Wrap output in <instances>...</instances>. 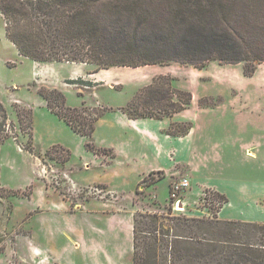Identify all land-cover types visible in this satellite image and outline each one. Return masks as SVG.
<instances>
[{
    "label": "rangeland",
    "instance_id": "rangeland-1",
    "mask_svg": "<svg viewBox=\"0 0 264 264\" xmlns=\"http://www.w3.org/2000/svg\"><path fill=\"white\" fill-rule=\"evenodd\" d=\"M4 27L5 21L0 16V103L6 113L5 119L0 113V264H33V256H31L33 249L31 246L37 247L39 230L42 231L43 226H50L51 230L54 228V223L62 228H65L66 224L78 227L82 221L79 218L82 214L77 209L93 203H115L118 198L122 199L121 201L125 204L127 211L132 206L133 209H136L134 214L157 213L167 217L165 222L173 217H185L264 223V194L253 195L254 192L259 191L264 193V172L258 171L262 167L260 161L241 160L242 156L237 154L230 157V159L228 158V163H224L227 164V167L231 166L229 170L221 172L214 168L213 183L224 188L227 193L209 185L208 182L207 184L200 183L201 190L192 193L189 180L191 175L188 173V169L181 165L168 174L164 171L152 172L150 175L145 176L147 177L146 183L140 184L143 177L133 187V174L125 177L128 178L125 181H119V179L103 175L101 166H94L93 164L87 170L81 168L80 156H82L81 152L83 151L81 143L76 139L68 138L65 126L58 124L57 116L49 113L45 106L41 108L37 105V102H41L42 98L36 93V89L39 87L60 91L63 89L68 93L63 92L68 101L76 103L77 96L84 95L83 91L77 89L92 92L97 91L103 85V87L110 89L112 85V88L119 92L127 90L125 92L126 96L128 92H132L128 103L137 95L130 107H126L128 103L124 106L129 111L130 116L150 114L166 119L171 118L176 113L172 116H164V113H166L164 105H175L184 101L185 94L180 95L178 91L189 93L192 100L189 86L197 82L195 69H205L207 67L208 76L201 79L203 82L210 83L214 79L222 81L226 77V80L233 81L236 84L242 82L241 80L244 78L238 77L237 73L231 71V69L242 67L243 71L245 66L253 65L251 61L225 63L207 60L203 67L198 68L193 64L182 63L181 61H171L164 65H142L139 62L140 60H136V56L133 54L131 58H124L122 61L127 65L133 64L134 66L98 68L91 63H82L89 65V72L97 74L86 78L87 81L81 78L64 80L67 86L71 85L73 87V89H70L61 83V78L70 72L67 67L52 66L41 74H34L33 72L36 71L32 69L30 61L21 62L23 58L19 59L15 47L13 48L10 45L11 42L6 39ZM237 30L242 31L241 29ZM147 45H150V43L148 42ZM245 45L242 44V49L244 55H247L246 53L252 51L253 48ZM215 46L219 47L217 45L203 47L204 55L208 51V53L215 56ZM229 52L231 54H225L227 57L232 55V52ZM114 61L117 62L118 59ZM256 64L259 63H254L255 70H257H254L256 77L258 75L264 76L262 71L264 70V62H261L258 67ZM253 75L254 73L251 76ZM260 82L259 92L262 91L264 94V78ZM149 86L160 90V92L150 93L151 96L157 98L165 96L166 99L158 104L148 105L147 97L149 94L144 91ZM224 86L226 87V85ZM99 91L101 97L107 100L103 91ZM235 92L234 90L233 93ZM122 94L115 98V101L122 99ZM138 94L141 96L140 99H138ZM200 100L199 105L202 107H205L204 105L210 106L209 104L215 105L220 101L218 97H210L205 98L202 101L204 103L201 104ZM15 105L25 110L31 109V126L28 124V116L24 113L21 117L22 120L18 121L14 111ZM92 105L85 107H88L89 111L92 112H98L104 108L100 104ZM190 105L183 110L190 108ZM200 106L198 107L200 108ZM171 110L172 107L169 108V112ZM180 124L187 125L191 123ZM260 134L254 129L253 133L250 134L249 132L248 138L252 137L251 135L258 136ZM61 140L66 141L71 147V153L59 146H53ZM261 150V153L264 154V147ZM253 152L255 155L257 154L256 150L252 151V149H250L249 154H253ZM68 154V160L64 162V158ZM110 154L111 152L107 151L106 155L101 154V156H105L104 160L109 162ZM261 159L264 160V157ZM235 166L238 167V171L233 177H230L231 169ZM99 176L107 177L110 184L114 185V190L111 191L110 189L111 192H106L108 189L97 180ZM181 179H187L188 187H185L179 194L184 208L179 207L180 212H175L171 209L168 191L171 184ZM150 182L155 183L146 185ZM221 192L224 194H220ZM217 195H222L227 199V202L222 203ZM117 203L121 202L117 200ZM67 207L74 210V216L67 217L64 212V209H68ZM141 220L145 221L144 218ZM46 230L48 229L46 228ZM52 233L53 231H51ZM123 236L125 239L123 243L126 244V235L123 234ZM59 246L62 248L64 243L60 242ZM33 255L35 256V254ZM50 258L51 264H56L54 262L57 260L52 256ZM57 258L60 259L59 262L62 264L79 262L77 254L72 252L63 253Z\"/></svg>",
    "mask_w": 264,
    "mask_h": 264
},
{
    "label": "trees",
    "instance_id": "trees-1",
    "mask_svg": "<svg viewBox=\"0 0 264 264\" xmlns=\"http://www.w3.org/2000/svg\"><path fill=\"white\" fill-rule=\"evenodd\" d=\"M0 16L5 21V37L17 53L39 63L134 66L122 61L133 54L142 65L181 61L198 68L207 60L251 61L252 66L243 68V74L251 76L254 63L264 62V0H0ZM242 44L253 48L250 54L244 55ZM208 45L220 47L215 46V56L208 51L204 55L202 48ZM229 51L232 55L227 57ZM144 92L149 94L148 105L166 99L151 96L160 92L152 86ZM36 93L52 114L85 139L87 151L106 154L107 150L95 146L92 136L95 123L110 109L71 108L57 89L39 87ZM178 94H185L184 101L164 105V116L190 105L189 93ZM126 107L121 110L129 118L161 119L150 114L132 117ZM14 111L19 122L23 113L28 116L31 126V109L15 105ZM0 113L5 119L1 103ZM189 128L190 124L172 123L166 133L182 136ZM166 218L157 213L133 215L132 264H264V223L185 217L165 222Z\"/></svg>",
    "mask_w": 264,
    "mask_h": 264
},
{
    "label": "crops",
    "instance_id": "crops-1",
    "mask_svg": "<svg viewBox=\"0 0 264 264\" xmlns=\"http://www.w3.org/2000/svg\"><path fill=\"white\" fill-rule=\"evenodd\" d=\"M10 45L14 48L11 43ZM16 54L19 59L23 58L21 62L30 61L32 69L36 71L33 73L36 75L52 66L67 67L70 72L61 78V83L70 89L73 87L71 85L68 87L64 80L81 78L87 81L86 78L97 74L89 72V65L82 63H39L20 57L17 51ZM206 69L207 67L195 69L197 82L189 86L192 93L190 108L166 119L129 118L121 108L128 103L132 92H128L126 96L127 90L119 92L112 88V85L110 89L103 85L92 92L77 89L83 91L84 95L80 97L76 95L78 98L76 103H70L64 95L66 104L72 108L100 104L110 109L97 120L92 136L96 147L111 152L109 162L104 160L105 156L94 155L87 151L84 147L85 139L75 134L62 120L58 119V124L65 126L68 138L78 140L83 147L82 156H80L81 168L87 170L93 164L101 166L103 175L119 179V181H125L128 179L125 177L133 174L134 187L143 177L152 172L164 171L168 174L181 165L187 168L191 175L189 180L192 193L201 190L200 183L207 184V182L218 190L226 192L224 188L213 183L215 176L213 170L214 168L221 172L229 170L231 166L227 167L224 163H228L227 159L237 154L242 156L241 160L260 161L262 167L258 171L264 172V160L261 159L264 157L261 153L264 147V94L262 91L259 92L260 80L264 76L256 77L254 72L253 76L245 77L242 67L232 68L231 71L236 72L238 77L244 78L242 82L235 84L233 81L226 80L225 77L222 81L214 79L206 83L201 81L204 76H208ZM262 71L264 73V70ZM99 90L103 91L107 100L101 97ZM234 90L235 93H233ZM61 92L66 93L63 89ZM121 94L122 99L115 101V98ZM210 97H218L220 101L213 106L199 105L201 98ZM37 105L41 108L45 106L47 109L43 100L37 102ZM47 111L51 113L48 109ZM188 122L191 124L185 135L172 136L166 133L170 124ZM254 129L261 134L251 135L252 137L248 138L249 132L253 133ZM56 143L53 146L71 151L66 141L61 140ZM250 149L256 150L257 154L255 155L254 152L249 154ZM237 171V166L231 169L230 177H233ZM97 180L108 189L106 192L110 189L114 190V185L110 184L107 177L99 176ZM222 192L220 194H224ZM255 194L257 196L264 193L259 191L253 193ZM117 200L121 203H117ZM117 200L115 203L87 204L77 209L82 214L79 217L82 221L78 227L66 224L65 228H62L54 223V228L51 230L50 226H43L42 231L39 230L37 247L31 246L33 264H51V256L57 260L54 263L62 264L57 257L66 252L77 254L79 262L75 264H132V221L136 209L130 206V210L127 211L122 199ZM64 212L67 217L75 215L71 208L64 209ZM51 231H53L52 234ZM123 234L127 238L126 244L123 243L125 241ZM60 242L64 243L62 248L59 246Z\"/></svg>",
    "mask_w": 264,
    "mask_h": 264
},
{
    "label": "built area",
    "instance_id": "built-area-1",
    "mask_svg": "<svg viewBox=\"0 0 264 264\" xmlns=\"http://www.w3.org/2000/svg\"><path fill=\"white\" fill-rule=\"evenodd\" d=\"M185 187H188L187 179H181L171 184L169 191H168V196L171 202L172 211L180 212L179 207L184 208L183 206L184 204L182 203L179 194Z\"/></svg>",
    "mask_w": 264,
    "mask_h": 264
},
{
    "label": "bare ground",
    "instance_id": "bare-ground-1",
    "mask_svg": "<svg viewBox=\"0 0 264 264\" xmlns=\"http://www.w3.org/2000/svg\"><path fill=\"white\" fill-rule=\"evenodd\" d=\"M178 209V208H177Z\"/></svg>",
    "mask_w": 264,
    "mask_h": 264
}]
</instances>
